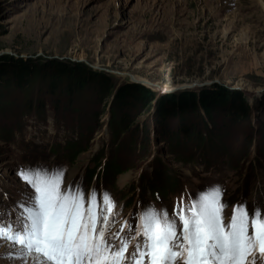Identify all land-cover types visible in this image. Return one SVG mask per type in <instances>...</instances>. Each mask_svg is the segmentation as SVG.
Segmentation results:
<instances>
[{"label": "rangeland", "instance_id": "obj_1", "mask_svg": "<svg viewBox=\"0 0 264 264\" xmlns=\"http://www.w3.org/2000/svg\"><path fill=\"white\" fill-rule=\"evenodd\" d=\"M1 57L32 61L36 69L26 86L0 84V214L15 217L24 188L16 172L36 165L64 168L65 188L82 181L85 193L107 190L117 206L113 230L125 218L134 228L136 214L149 204L171 215L181 197L188 203L216 184L224 190L225 222L241 201L250 212L256 205L264 210V0H0ZM55 63L87 66L106 75L110 88L95 79L70 96L65 74L52 91ZM87 76V70L74 73V79ZM239 81L246 89L236 87ZM129 83L158 96L223 85L244 94L252 115L221 125L223 116L215 114L219 146L206 153L210 139L177 144L157 131L156 103H137L126 110L134 123L148 124L144 143L132 138L131 128L113 126L115 94ZM72 142L85 149L74 161L53 154ZM111 160L122 172L104 185ZM96 166L99 176L88 182ZM169 175L177 191L156 197L151 186ZM129 198L134 202L126 205ZM0 264L20 262L0 257Z\"/></svg>", "mask_w": 264, "mask_h": 264}, {"label": "snow or ice", "instance_id": "obj_2", "mask_svg": "<svg viewBox=\"0 0 264 264\" xmlns=\"http://www.w3.org/2000/svg\"><path fill=\"white\" fill-rule=\"evenodd\" d=\"M65 172L44 165L17 170L24 188L15 217L0 214V257L20 264H264V210L256 205L250 212L241 201L225 222L218 184L188 203L181 197L171 215L146 205L134 228L125 218L113 230L111 194L95 187L85 193L82 181L65 188Z\"/></svg>", "mask_w": 264, "mask_h": 264}, {"label": "trees", "instance_id": "obj_3", "mask_svg": "<svg viewBox=\"0 0 264 264\" xmlns=\"http://www.w3.org/2000/svg\"><path fill=\"white\" fill-rule=\"evenodd\" d=\"M55 75L50 76L52 84L50 88L55 91L64 83V75H69L70 85L68 86L69 95H74L78 90L87 86L91 81L98 79V85L102 89H109L110 82L106 75L92 71L87 66L78 64L71 67L67 64H58ZM35 64L32 61L15 59L13 57L0 58V84L10 85L17 84L20 87L26 86L28 79L35 71ZM81 70H87L86 78H75L74 73ZM73 78V80H72ZM93 79V80H92ZM244 94L238 90H230L223 85H216L213 88L202 89L199 93L186 91L179 94H163L158 96L152 90L137 83H129L118 89L113 100V124L116 129L125 131L131 128L132 138L143 137L144 143L148 141L149 127L146 122L134 123V115L127 112L126 109L135 106L137 103L141 107L150 106L155 102V112L153 121L156 124L157 131L161 136L169 139L176 137L175 143L190 142L195 138L197 143H203L210 139L205 145V152L215 149L219 146L215 137V114L223 116L222 124H235L239 120L249 119L252 110L246 102ZM260 108L264 109V101H260ZM199 115V121L193 117ZM229 119V120H228ZM229 121V122H228ZM173 123V124H172ZM264 129V121L259 123ZM116 136V134H114ZM183 137V138H179ZM180 141V142H178ZM217 145V146H216ZM85 149L78 142L67 143L64 147L56 146L53 149L54 155L66 157L74 161L77 156ZM99 167L96 166L88 170L87 181L91 182L93 177L99 176ZM121 171L119 164L113 160L108 161L103 170L104 185H109V181ZM97 176V177H98ZM108 180V181H107ZM178 181L173 176H167L163 181L156 180L152 187V193L161 199H168L171 194L175 193L178 188ZM134 202L129 198L125 204L130 205Z\"/></svg>", "mask_w": 264, "mask_h": 264}, {"label": "bare ground", "instance_id": "obj_4", "mask_svg": "<svg viewBox=\"0 0 264 264\" xmlns=\"http://www.w3.org/2000/svg\"><path fill=\"white\" fill-rule=\"evenodd\" d=\"M236 87L237 88H245V83L243 81H239L237 84H236ZM246 89V88H245Z\"/></svg>", "mask_w": 264, "mask_h": 264}, {"label": "water", "instance_id": "obj_5", "mask_svg": "<svg viewBox=\"0 0 264 264\" xmlns=\"http://www.w3.org/2000/svg\"><path fill=\"white\" fill-rule=\"evenodd\" d=\"M137 83H141V82H138V81H137Z\"/></svg>", "mask_w": 264, "mask_h": 264}]
</instances>
